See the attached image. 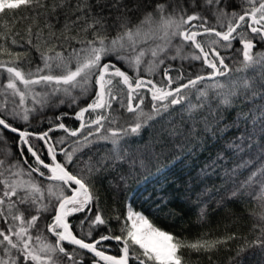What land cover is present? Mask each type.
<instances>
[{
    "label": "snow or ice",
    "instance_id": "6c2138e0",
    "mask_svg": "<svg viewBox=\"0 0 264 264\" xmlns=\"http://www.w3.org/2000/svg\"><path fill=\"white\" fill-rule=\"evenodd\" d=\"M235 3L236 0H75V3L72 0H0V15L28 10L37 25L35 34L29 26L27 39L21 37L23 43L16 38L20 36L18 32H0V55L10 57L8 60L0 59V75L6 80L0 90V96L4 97L0 101V128L17 133L20 144L26 146L27 153L35 161L34 164L29 162L23 148L20 150L22 163L21 159L9 162L7 155L0 159V177H3L0 179V185H3L0 219L6 226L0 227V248L4 253L0 264H66L65 257L68 264H84L77 259V250L92 254L91 264H186L184 250L212 252L226 241L204 237L189 240L176 236L154 225L131 205L127 206L120 234H111L109 228V234L92 238L93 227L107 224L99 212H93L92 206L99 199L97 182L107 180L109 185L123 192L121 185H126L127 177L134 170L155 166L161 158L183 164L196 148L215 140L214 147H218L216 160L219 161L225 152L220 139L230 126L240 131L237 137L240 143L231 142L227 147L235 151H243L245 146L257 148L259 163L238 187L232 188L229 198H239L244 194L243 189L251 187L255 181L260 186L258 198L264 201V50L254 52L258 47L264 49V0H239V11L233 7L229 12V6ZM206 10L211 11L215 25L209 26V18L204 14ZM61 15L64 16V23L57 35L56 24L60 23ZM41 19L43 28L39 27ZM44 29H48V37L59 42L62 50L58 51L53 43L41 51L39 41ZM112 31L115 35H109ZM202 36L213 38L199 40L198 37ZM148 39H158L160 43L151 49L141 47ZM177 39L180 43L173 44ZM67 41H74L79 47L65 45ZM9 42L22 48H34L39 53L41 63L35 66V71L31 67L27 71L22 67V54L12 52ZM234 42L242 47H236ZM44 43L47 45L48 39H44ZM186 47L190 51L185 52ZM169 49H174L175 54L168 59L200 61L202 71H208L190 76L187 83H178L174 88L172 85L183 81L184 76L183 73L175 77L170 75L171 65L163 70L166 83L158 85L140 75L146 51L151 52L153 60L145 70L151 71V65L164 64L161 54ZM220 49L225 53L233 51L230 57L233 66L225 62L226 56L221 54ZM28 63L30 65L31 61ZM118 63L132 69L135 75H129L127 70L117 66ZM256 68L261 69L259 76L254 72L252 75H237ZM220 78L231 81L226 92H217L221 96L220 103L226 107L222 111L209 109L207 116L197 118L196 112L203 104L193 105L189 101L185 106V102L192 90L198 98L206 100L208 88L223 89L225 85ZM206 81L210 82L206 87H198ZM39 84L52 85V89L38 93L33 86ZM77 88L82 95L92 89L91 102L75 112V118L81 121L79 128L69 129L60 122L49 131L62 129L67 136L77 137L85 128L89 130L81 139L72 141L71 150L58 147L64 143V138L53 141L49 131L39 134L36 138L46 146V155L50 158V162H46L39 154L40 149L29 142L28 137L32 134L27 129L14 127L7 117L11 115L13 119L27 123L30 114L37 111L36 105L42 110L57 93L71 96L72 90ZM142 89L151 93L148 111H145L149 105L145 104ZM122 95L124 99L120 98ZM10 97L11 109L8 108ZM29 98L32 107L27 106ZM72 103H76L75 97ZM254 103H259L260 107L253 109ZM114 104L119 108H114ZM177 105L181 106L178 110L174 107ZM233 105L242 119L232 121L230 125L225 112ZM119 109L130 114L127 126L120 125L118 118L112 115ZM173 111L186 112L189 119L196 122L188 124L183 118L179 123L173 122L170 120ZM85 113H96V116L85 121ZM63 115L66 113L56 119L61 120ZM249 122L260 126L262 135L258 145L255 134L247 130ZM239 123H243L244 128H239ZM113 124L118 126L114 128ZM157 125L158 135L133 153L125 137L138 136L146 126ZM102 129L106 134H101ZM101 141L111 147L106 151H94V145ZM58 155L63 156L62 161L58 160ZM129 161L131 165L125 169L124 164ZM255 162L250 157L244 165L237 167ZM215 163L206 164L201 173L206 177L208 168L214 167ZM33 173L50 183L45 185ZM236 174V169L226 171L222 182L225 185L235 184L233 178ZM24 176L27 179H23ZM258 176L261 179L256 181ZM208 191L205 188L199 193L196 202ZM78 213L84 214L77 220L81 229L85 221H89V241L78 237L76 226L70 222V218ZM89 213L92 215L89 216ZM205 216L206 208H200L198 220H204ZM258 218L264 221V211L258 214ZM44 228L55 238L54 242H49L43 235ZM34 229L36 235H33ZM112 240L121 245V254L107 255L101 247L103 241ZM64 242L76 248L69 251ZM248 246L264 252V225ZM243 251L241 248L237 255Z\"/></svg>",
    "mask_w": 264,
    "mask_h": 264
},
{
    "label": "trees",
    "instance_id": "16d2710c",
    "mask_svg": "<svg viewBox=\"0 0 264 264\" xmlns=\"http://www.w3.org/2000/svg\"><path fill=\"white\" fill-rule=\"evenodd\" d=\"M75 3V0H72ZM239 0H236L235 4L229 6L228 11H232L233 7L239 11ZM209 18V26L215 25V18L212 16L210 10L204 12ZM33 14L28 10H19L13 13H7L0 15V32L4 33H20L17 36V40L21 43L23 37L27 39V30L29 26L32 27L33 34L37 31V25L34 23L32 18ZM64 23V16H60V23L56 24L57 35H59V29ZM39 27L43 28V20L41 19ZM218 30L219 26L217 25ZM90 36V33L88 34ZM109 35H115L112 31ZM213 37L202 36L198 37L199 40L207 41ZM44 39H48V44L45 45ZM179 41V40H177ZM37 41L34 39V43ZM56 44L57 50H62L59 42H56L52 38L48 37V29H44L41 34V39L39 41L41 51L46 50ZM72 44L75 45L74 41H67L65 45ZM155 44L154 41L149 39L146 43L142 44L141 47L145 49H151ZM236 47H242L238 43L234 42ZM8 47L12 52H19L21 56V65L27 71L29 67L35 71V66L40 64L39 53L31 47L25 46L24 48L18 45H12L8 43ZM70 50V49H69ZM264 49L256 48V51H262ZM198 51V50H197ZM221 54L226 56L225 62L230 66L232 65L233 51L228 50L227 53L223 49H220ZM67 54V52L65 53ZM174 55L172 49H169L166 53L161 54V58H164V64H153L151 65V71H146L149 67V62L153 60L150 51H146L143 57V63L140 66V75L145 79H152L155 83L162 84L166 83L163 76L164 68L171 65L170 75L173 77L180 73H183V81H177L172 85L176 87L178 83H187L190 76L194 77L197 73L206 74L208 70L204 69L202 71V65L200 61H189L180 59H168ZM0 59L8 60L10 57L5 55H0ZM28 61H31L29 65ZM118 67H122L123 70H127L129 75L134 76L135 72L127 68L123 63H118ZM253 72L256 76H259L261 69L256 68L254 70H249L248 73H240L238 76L252 75ZM222 84L225 85L223 89H212L208 88V98L204 100L203 98H198L195 90L189 96L188 101L185 102V106L190 103L193 105H201L196 112L197 118H202L208 115L209 109L212 110H224L225 105L221 104V96L217 95V92H226L231 86V81L228 78H220ZM6 83V80L2 75H0V89ZM210 82H205L204 84L198 85L200 88H204ZM22 87V86H21ZM34 90L38 93H45V91H51L52 85L45 86L44 84H39L33 86ZM123 87V86H121ZM92 89L89 88L87 94L82 95L79 88L72 90L71 96H66L62 92L57 93L56 96L52 97L49 104L45 105L41 110L39 105H36L37 111L30 114V119L27 123L22 122L19 119H13V117L8 116V122L14 127L24 130L27 129L30 135L28 137L29 142L37 149H40L39 154L42 159L46 162H50V158L46 155V146L42 141L38 140L36 137L43 132L49 131L50 128H54L56 124L63 122L69 129H78L81 121L75 118V112L79 111L81 107L86 106L91 102ZM141 94L145 96V104L149 105L151 100V93L147 89H142ZM73 97L76 98V103H72ZM124 99L122 95L120 97ZM4 97L2 96V100ZM11 97L9 98L8 107L13 104L11 103ZM18 101V97L15 98ZM63 100L64 103H60ZM259 100V98H257ZM29 103L32 106L31 99L29 98ZM114 108H119L118 105L114 104ZM177 110L180 109V105L174 106ZM253 109L260 107L259 103H254L252 105ZM149 107L145 108L148 111ZM66 113L62 116L61 120H57V116ZM108 115V112L104 113ZM119 120L120 125L127 126L130 121L128 120L129 113L124 109H119L117 112L112 113ZM96 113H85V121L88 119H94ZM181 118H183L188 124H193L196 121L190 120L188 113L173 111L170 120L179 123ZM225 118L231 125L232 121H240L242 118L238 115V109L235 105L228 107L227 112H225ZM118 125L113 124L112 127H117ZM107 127V124H106ZM157 127L146 126L141 130L138 136L125 137L128 143L129 149L135 153L137 149H142L143 146L151 142L154 137L158 135ZM239 128H244L243 123L238 124ZM95 126H93L94 130ZM89 129L85 128L83 133L77 137H70L62 129H57L55 131H49V136L53 141L60 138H64V143L58 147L71 150L70 145L72 141L81 139L83 134H86ZM247 130L253 132L256 136L255 143L258 145L260 143V126L257 123L255 126L249 122ZM0 132L4 137V148L0 147V159H4L7 155L8 161L15 159H21L20 150L24 149V156H26L30 163H35L34 158L26 151V146L20 144L19 137L16 133H12L8 130H3L0 128ZM101 134H106L105 130H101ZM240 135V131L231 126L229 129L222 134L220 139V145L225 146V152L222 153V158L217 161V151L218 147H214L216 144L215 140L209 141L207 145L200 148H196L192 155L184 160L181 164L179 161L172 162L161 158L155 166H149L147 169L134 170L132 175L127 177L126 185H121L124 191L121 192L118 188L113 185H109L107 180L99 181L96 184V191L98 193L99 199L93 204V212H99L107 221L106 225H100L99 227H93L92 238H98L99 235L109 234L108 229L111 228L113 235L120 234V227L126 220L127 206H133L134 210L141 211L145 214L154 225L160 227L164 231H168L176 236L182 238H187L189 240H194L199 237H204L209 240H225V243L219 244L215 250L210 253H196L190 252L189 250H184L186 264H264V252H262L257 247H249L252 241L260 234V227L264 225V221L259 220L258 214L264 211V201H261L258 197L260 195V186L254 181L251 187H245L243 189L244 194L239 198H229V193L233 187H238L240 182L244 181L247 175L257 166L259 161L256 159L258 155L257 148L249 149L245 146L243 151H235L232 148H228L227 145L231 142L237 144L240 141L237 137ZM95 137H90L94 139ZM111 145L106 142H99L94 145L93 150H104L106 151ZM205 148L207 150H205ZM102 154V152L100 153ZM250 157L255 160V163H250L247 166L237 167L238 165H244L245 161H248ZM58 160H63L62 155H58ZM183 159V157H181ZM216 161L214 167L208 168V175L205 177L201 173V169L210 165ZM155 163V162H154ZM131 165V161L128 164H124V168L128 169ZM27 168V165H23ZM83 167V164H81ZM232 169L237 170L236 176L233 178L236 183H228L225 185L222 182V177L226 171H231ZM2 170V169H0ZM42 171L47 172L45 169ZM75 171V170H74ZM33 176L37 180H43L44 184H48L46 179L39 177L38 174L33 173ZM199 177V178H198ZM23 178H27L24 176ZM3 179V177H0ZM15 179V178H14ZM261 177H256V181H259ZM203 181V182H201ZM115 183V182H114ZM205 188L209 191L206 195L200 197V201H197V195L201 193ZM3 193V185H0V195ZM250 193V194H249ZM45 195L47 193L45 192ZM200 208H206L205 219L198 220V213ZM83 213L74 214L70 218V222L73 223L75 227V232L78 237H84L86 241L91 238L87 236L89 221L86 220L83 229L77 223L78 218L82 217ZM89 216L92 213L88 214ZM119 216L120 219L117 220L116 217ZM254 225L256 227H254ZM0 227H6L3 220L0 219ZM43 227V225H41ZM206 234V235H205ZM33 235H36V230H33ZM43 235L48 238L49 242H54L55 238L48 233L46 228L43 230ZM228 237H234L233 239H226ZM65 247L71 251L76 248L74 245H68L64 242ZM101 247L108 255H119V245L115 240L103 241ZM243 248L244 251L237 255L239 250ZM3 249L0 248V257H3ZM76 256L78 260H82L84 264H91L92 254L87 253L86 250H77ZM210 257V258H209ZM6 258V257H4ZM65 262L67 258L65 257ZM134 264V262H130Z\"/></svg>",
    "mask_w": 264,
    "mask_h": 264
},
{
    "label": "rangeland",
    "instance_id": "374dc122",
    "mask_svg": "<svg viewBox=\"0 0 264 264\" xmlns=\"http://www.w3.org/2000/svg\"><path fill=\"white\" fill-rule=\"evenodd\" d=\"M148 40H149V39H148ZM148 40H147V41H148ZM151 40L155 42V44L152 46V48L155 47L157 43H160V41H159L158 39H151ZM177 40H179V39H177ZM177 40H174V41H173V44H179L180 41H177ZM147 41H146V42H147ZM172 50H173V52H174V49H172ZM188 51H190V49L186 47V48H185V52H188ZM174 54H175V52H174ZM0 90H1V89H0ZM35 91H36V90H35ZM0 101H2V96H0ZM27 106H28V107H32V106L30 105L29 101H27ZM12 107H13V106L10 105L8 108L11 109ZM9 116H11V115H9ZM11 117H12V116H11ZM0 133H1V132H0ZM4 143H5V141H4V137L2 136V138H0V147H1V148H4ZM23 179H27V178H23Z\"/></svg>",
    "mask_w": 264,
    "mask_h": 264
},
{
    "label": "water",
    "instance_id": "95a60500",
    "mask_svg": "<svg viewBox=\"0 0 264 264\" xmlns=\"http://www.w3.org/2000/svg\"><path fill=\"white\" fill-rule=\"evenodd\" d=\"M9 131V130H8ZM17 134V133H16Z\"/></svg>",
    "mask_w": 264,
    "mask_h": 264
}]
</instances>
